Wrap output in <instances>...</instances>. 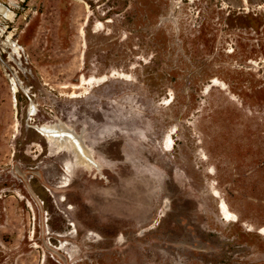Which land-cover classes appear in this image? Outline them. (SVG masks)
Instances as JSON below:
<instances>
[{"label":"rangeland","instance_id":"1","mask_svg":"<svg viewBox=\"0 0 264 264\" xmlns=\"http://www.w3.org/2000/svg\"><path fill=\"white\" fill-rule=\"evenodd\" d=\"M0 7V264H264V0Z\"/></svg>","mask_w":264,"mask_h":264},{"label":"bare ground","instance_id":"2","mask_svg":"<svg viewBox=\"0 0 264 264\" xmlns=\"http://www.w3.org/2000/svg\"><path fill=\"white\" fill-rule=\"evenodd\" d=\"M22 1V0H21ZM12 4H14V3H12ZM0 15L2 16L3 15V17L5 18V19H8V20H10V21H13L14 20V14L11 12V11H9V10H7V9H5V8H1L0 7ZM3 32V31H2ZM3 34V33H2ZM9 37V36H8ZM11 38V37H10ZM12 42V41H11ZM10 43V42H9ZM14 43V42H13ZM16 45V44H15ZM19 47V46H18ZM12 49V48H11ZM20 49V48H19ZM14 50H15V52H16V54L18 53V48H17V46H15L14 47ZM18 55V54H17ZM14 87V86H13ZM17 87V86H16ZM14 89V88H13ZM15 90H16V88H15ZM17 92V91H16ZM34 108H32V110H33ZM30 116V115H29ZM50 126V125H49ZM51 127V126H50ZM55 127V126H54ZM53 128V127H52ZM64 128V127H63ZM57 129H58V127H57ZM39 130L40 131H42V132H44L45 133V135H44V137L46 138V139H48V142H52V139L53 140H56L57 138H58V140L60 139L58 136H50V134H47V133H54L53 131H52V129H50L49 127H47V125L46 126H42V127H39ZM59 132V131H58ZM65 133V132H64ZM69 133V132H68ZM71 133V132H70ZM42 135V134H41ZM64 135V134H63ZM64 137V136H63ZM71 137V136H70ZM75 137H77V136H75ZM74 137V139H76ZM62 139V138H61ZM63 139H66V140H68V138H63ZM58 140H56V141H58ZM78 140H79V138H78ZM60 141V140H59ZM63 141H65V140H63ZM76 141V144L73 142V140L72 141H70V142H72L71 144L72 145H74V147H75V149L77 150V152L79 153V154H81L83 157H84V159H85V162H88V164H89V156L88 155H86V153H85V151H84V146L82 147V145L79 143V141L77 142V140H75ZM67 143H68V141H66ZM54 143H55V141H54ZM61 143V142H60ZM64 143V142H63ZM53 144V143H52ZM64 145V144H63ZM76 145H78V146H76ZM56 146V145H55ZM59 146V145H58ZM69 146V145H68ZM67 146V147H68ZM62 147H65V146H62ZM61 147V148H62ZM78 148V149H77ZM59 149V148H58ZM66 150V149H65ZM67 150H69V149H67ZM59 151V150H58ZM76 152V151H75ZM81 152V153H80ZM88 153H90L91 154V152L89 151ZM76 155V154H75ZM92 155H94V154H92ZM91 156V155H90ZM76 157H78V156H76ZM92 159V158H91ZM77 160H79V159H77ZM76 160V161H77ZM80 161V160H79ZM77 163H78V161H77ZM98 163V162H97ZM94 164V163H93ZM78 165V164H77ZM83 165V164H82ZM85 165V164H84ZM90 166H92V165H90ZM90 168V167H89ZM95 168V167H94ZM99 168V167H98ZM96 169V168H95ZM68 184V183H67ZM220 209H221V212H222V215L226 218V219H228L229 221H236V216L231 212V210L229 209V207L227 206V204L226 203H224V202H222L221 203V206H220ZM261 234H263L264 235V228H262V230H261Z\"/></svg>","mask_w":264,"mask_h":264}]
</instances>
